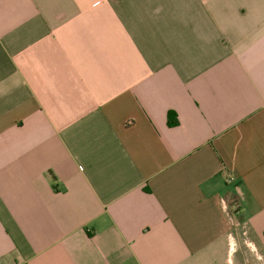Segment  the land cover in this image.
I'll list each match as a JSON object with an SVG mask.
<instances>
[{
	"label": "crops",
	"instance_id": "crops-1",
	"mask_svg": "<svg viewBox=\"0 0 264 264\" xmlns=\"http://www.w3.org/2000/svg\"><path fill=\"white\" fill-rule=\"evenodd\" d=\"M0 264H264V0H0Z\"/></svg>",
	"mask_w": 264,
	"mask_h": 264
},
{
	"label": "rangeland",
	"instance_id": "rangeland-1",
	"mask_svg": "<svg viewBox=\"0 0 264 264\" xmlns=\"http://www.w3.org/2000/svg\"><path fill=\"white\" fill-rule=\"evenodd\" d=\"M236 195H234V193L232 194V193H230V202H235L236 201Z\"/></svg>",
	"mask_w": 264,
	"mask_h": 264
},
{
	"label": "trees",
	"instance_id": "trees-1",
	"mask_svg": "<svg viewBox=\"0 0 264 264\" xmlns=\"http://www.w3.org/2000/svg\"><path fill=\"white\" fill-rule=\"evenodd\" d=\"M170 117H171V113H169V125L170 126H173L175 123L173 121L170 120Z\"/></svg>",
	"mask_w": 264,
	"mask_h": 264
}]
</instances>
